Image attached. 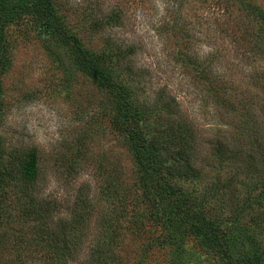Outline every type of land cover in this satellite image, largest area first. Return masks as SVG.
<instances>
[{"label":"trees","instance_id":"obj_1","mask_svg":"<svg viewBox=\"0 0 264 264\" xmlns=\"http://www.w3.org/2000/svg\"><path fill=\"white\" fill-rule=\"evenodd\" d=\"M30 1L49 29L66 39L72 61L98 100L82 121L83 144L90 145L108 121L114 148L123 146L126 153L116 149L96 192L91 194L89 183L83 182L73 206L61 215L59 201L43 194L45 166L39 149L11 145L0 130V200L10 195L16 215V235L12 245L3 242L0 264H145L157 249H180L188 235H196L225 264H264L254 239H246L247 214L252 221L264 218V11L245 0L218 4L229 9L225 24L242 59L246 65L255 63L246 85L236 81L243 67L226 59L227 53L197 57L189 51L183 25L169 28L181 41L174 60L225 126L206 136V142L166 86L152 99L141 93L144 80L133 66L132 41L105 34L93 51L64 24L54 0ZM235 10L237 20L229 17ZM11 11V0H0V73ZM170 20L163 22L168 26ZM95 23L96 28L105 25L102 17ZM1 90L0 80V119ZM104 101L110 104L109 113ZM88 160L82 155L81 163Z\"/></svg>","mask_w":264,"mask_h":264},{"label":"rangeland","instance_id":"obj_2","mask_svg":"<svg viewBox=\"0 0 264 264\" xmlns=\"http://www.w3.org/2000/svg\"><path fill=\"white\" fill-rule=\"evenodd\" d=\"M245 1L264 11V0ZM31 3L30 0H11L12 11L5 24L0 130L11 145L39 149L45 166L43 194L57 199L61 215H65L73 206L78 187L88 182L90 193L96 192L110 155L116 149L125 154L126 149L114 148L113 137L105 127L108 121L101 126V132L89 140L90 145L83 144L82 121L92 115L91 106L98 100L89 89L90 82L72 61L66 39L59 31L49 29ZM54 3L68 29L78 33L93 51L98 49V41L103 40L105 34L132 41L133 66L144 80L141 93L145 92L143 95L152 99L166 86L176 97L180 110L196 123L202 135L200 139L204 137L206 142V136L211 137L225 126L193 78L174 60L181 41L177 40L175 30L169 28L175 23L183 25L186 37L190 38L189 51L197 57H207L210 52L227 53L226 59L238 63L234 66L243 67L236 79L238 83L246 85L247 75L256 68L255 63L246 65L241 49H236L235 38L225 24L229 9L219 7V0H54ZM113 15L117 18L112 22ZM169 16L170 21H174L167 26L163 20ZM101 17L105 25L96 28L95 21ZM229 17L239 19L238 10ZM260 63L264 65V61ZM158 105L165 107L161 102ZM102 106L110 112L109 102L104 101ZM82 155L89 157L86 164L81 163ZM68 164L74 166L72 172L68 171ZM220 201L219 198L216 203L220 205ZM13 208L10 195L0 200V248L3 250V242L7 240L5 244L12 245L16 235L12 230L16 227ZM225 210L229 211L228 207ZM255 215L258 217V212ZM250 217L247 214V233L251 238L247 234L246 239L248 242L254 239L255 248L264 256V218L252 221ZM140 243L135 244L137 250H141ZM181 245L176 250L173 247L157 249L144 260L145 264H225L219 254L207 248L196 235H188ZM23 254L27 256L26 252Z\"/></svg>","mask_w":264,"mask_h":264}]
</instances>
